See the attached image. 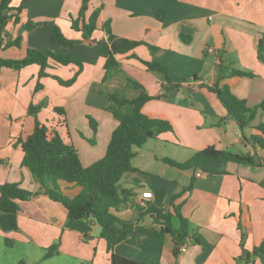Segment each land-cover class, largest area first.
I'll return each mask as SVG.
<instances>
[{
	"label": "crops",
	"instance_id": "obj_1",
	"mask_svg": "<svg viewBox=\"0 0 264 264\" xmlns=\"http://www.w3.org/2000/svg\"><path fill=\"white\" fill-rule=\"evenodd\" d=\"M20 2L12 0L11 5L16 7ZM88 2L85 18L97 7L100 12L97 28L87 39L71 28L70 18L78 16L81 0H27L18 21L11 18L6 24L2 43L18 35L20 43L0 46V58H23L27 47L42 51L57 49L50 42L57 25L66 37L81 41L71 52L81 60L83 67L68 90L58 88L55 81L46 76L40 78L42 88L38 91H35L38 65L30 64L19 70L0 67V184L17 183L33 192L30 198L19 202L17 229L0 230V264H110L106 243L98 237V225L92 219L68 220L64 206L50 199L31 171L21 165L23 150L17 139L25 138L33 130L34 118L28 111L30 103L41 106L37 113L39 120L47 126H56L64 140L72 142L81 160L74 140L75 133H80L79 128L84 129L90 123L85 119L89 97H101L104 103V93L122 92L128 80H134L153 96L144 103L143 112L168 119L172 124V131L156 138L171 139L191 149L186 159L207 145L250 153L257 160L264 157V149L249 139L253 126L264 123V109L240 131L218 98L202 90V86L212 85L220 74L223 78L219 85H228L249 105L264 101V60L257 57V47L264 34V0ZM160 9L164 10L162 18L157 17ZM28 20L34 23L29 30L22 27ZM104 25H108L109 32ZM125 38L141 40L164 50L157 60L167 67L170 83L162 81L159 74L148 70L138 60L152 59L144 44L125 53H115L117 65L103 80L109 52L120 47ZM208 47H213L215 52H208ZM48 67L49 76L54 73L52 77L61 79H69L77 70L74 64L59 65L51 60ZM232 69L251 72L253 76H229ZM194 75L197 79H193ZM107 84L114 89L104 91ZM90 85L94 86L93 90L88 89ZM50 88L61 92L53 101L45 96ZM198 93L209 96H196ZM40 102H50L51 109L62 107L64 114L50 123L44 121ZM196 170L204 175L197 177L193 169H179L181 181L163 175L150 178L147 186L134 188L132 197L137 204V195L142 190H151L154 199L150 204L167 209L169 196L190 184L191 188L174 200L180 204V213L190 230L184 249L174 254L169 239L160 244L153 234L156 227L147 215L132 225L113 251L142 264H264V253H253L254 247L264 240V187L260 184L264 178V163L251 166L218 161ZM137 172H128L133 174V183L138 180L134 175ZM59 186L68 197L75 196L79 190L63 181H59ZM116 214L128 220L132 211L120 208ZM177 226L178 223L174 227ZM243 232L245 237L241 239ZM5 237L13 240L11 247L5 245ZM52 244L57 245L56 251L44 257ZM16 247L22 248V253L14 252Z\"/></svg>",
	"mask_w": 264,
	"mask_h": 264
},
{
	"label": "trees",
	"instance_id": "obj_2",
	"mask_svg": "<svg viewBox=\"0 0 264 264\" xmlns=\"http://www.w3.org/2000/svg\"><path fill=\"white\" fill-rule=\"evenodd\" d=\"M27 0H21L16 7L11 5L12 0H0V46L19 45L20 35L15 39L6 41L3 36L5 27L9 19L18 21V14L24 8ZM88 0H82L81 7L76 18L71 17V28L81 32V36L87 39L97 28L96 21L100 8H95L88 18L84 14L88 6ZM9 11L11 13L9 14ZM164 10L157 12V17L162 18ZM34 23L28 20L22 27L31 29ZM105 31L109 32L108 25H104ZM181 39L183 37L181 36ZM50 42L57 49L38 50L27 47L26 54L20 59L0 58V67L19 70L27 65L36 64L39 66L38 80L35 91L42 88L40 78L48 76L46 68L49 61L59 65L74 64L77 70L67 80L54 76L61 85H70L82 71L81 60L71 51L81 43L78 39H71L64 35L61 29L55 25L50 36ZM144 44L147 46L151 60H138L143 63L148 70L159 74L160 79L170 83V76L167 67L162 65L157 59L165 52L161 48L148 44L141 40L125 38L122 45L113 48L104 63L106 79L109 71L117 65L114 58L115 53H125L134 47ZM136 58V56H133ZM257 57L264 60V34L257 47ZM253 76L251 72L239 69H232L229 76ZM198 76L194 75L193 79ZM223 78L218 75L212 85H206L214 92L219 102L227 111V115L232 117L239 130L250 124L255 118L259 108L264 109V103L249 107L246 100L235 95L228 85H219ZM106 99L113 102L114 108L111 110L113 117L117 121L110 139L107 143L104 155L92 162L88 166L81 163L77 149L72 142L64 140L56 126H47L39 120L37 113L41 107L39 104L30 103L29 113L34 118L32 132L25 138H18L17 143L23 150L21 165L27 167L43 191L53 201L59 202L67 211L68 220L92 219L99 227L98 237L106 243V250L110 255V264H142L133 259L119 255L113 251L114 246L127 236L128 231L134 223H138L145 216L151 218L155 225L153 234L155 239L163 244L165 239H169L172 244V252L178 254L180 245L190 236V230L186 218L180 213V204L174 200L182 192L191 188L189 184L184 190L172 193L167 202V209H162L149 204L146 208L135 204L132 197L135 195L134 186H124L122 178L128 172L137 169L132 166V159L136 152L135 147H140L148 139L158 137L159 134L172 131L171 122L165 118L151 117L145 114L142 107L145 102L152 99L144 87L137 81L128 80L127 87L122 92L113 91L104 93ZM56 112L64 114L62 107H55ZM62 121L65 122L64 116ZM92 124V121H90ZM249 139L264 149V123L260 122L253 126V132ZM162 160L178 169H196L202 165L218 162L230 161L238 164H249L257 166L264 163V157L256 159L253 154L232 152L226 149L217 148L214 145L197 150L185 162H178L171 158L164 157ZM1 161V159H0ZM59 181L72 184L79 188L73 197H68L62 192ZM264 187V178L260 181ZM33 195V192L21 188L17 183L4 182L0 184V230L10 232L17 229V216L19 202L26 200ZM120 208H129L132 216L128 220L121 219L117 214ZM86 217V218H85ZM178 219V226L172 225V218ZM141 228V227H140ZM245 234L242 233L241 239ZM6 246L11 247L13 240L4 238ZM57 249L56 244L48 247L44 257L49 256ZM253 253H264V240L254 247ZM20 264V263H19ZM150 264H159L152 262Z\"/></svg>",
	"mask_w": 264,
	"mask_h": 264
},
{
	"label": "rangeland",
	"instance_id": "obj_3",
	"mask_svg": "<svg viewBox=\"0 0 264 264\" xmlns=\"http://www.w3.org/2000/svg\"><path fill=\"white\" fill-rule=\"evenodd\" d=\"M82 3V0H81ZM89 3V2H87ZM47 69H50V67H47ZM54 73L48 77H51L58 88H63L68 90L72 86L73 83L70 85H61L58 79L55 77H52ZM46 77V76H44ZM68 79V78H67ZM63 79V80H67ZM85 87V86H84ZM97 87V86H95ZM94 86L90 85L88 89L93 90ZM87 89V87H85ZM114 87L110 88V86L107 84L105 86L104 91H111ZM203 92H206L207 94H211V96H216L214 92L210 91L207 86H202ZM61 92L56 89L50 88L46 91L45 96H48L52 101L54 99V96L59 95ZM196 96H209V95H201L198 93ZM245 99V98H244ZM90 102H88V105H85L86 109V118L89 119V122L92 121V124L89 123V125L86 128H79L80 133L76 132V139L74 140L75 143L78 145L79 152L81 154V163L83 166H88L95 160L101 158L106 150V146L108 143V140L110 138V135L113 131V129L117 125L116 119L113 117L111 110L114 108L113 102L109 101L105 97V102H102V98L98 96H90L89 97ZM246 100V99H245ZM264 103L263 100H261L258 103L249 105L246 100V105L249 107H253L255 105H259L261 103ZM42 104V102H40ZM51 103L47 102V104H42L41 108V117L45 121H48L49 123L53 121V118L56 119V117H59V113L56 112L54 109L50 108ZM262 108H259V110ZM256 113V115H257ZM255 115V117H256ZM255 119V118H254ZM253 119V120H254ZM78 121H81V118H77ZM252 120V121H253ZM251 122V121H250ZM99 130L100 134H99ZM109 133L108 137L106 135ZM73 135V134H72ZM135 156L132 160V166L138 170V172L134 175L138 177L137 182H132L131 173H128L124 175L122 178V184L124 185H133L135 188L137 187H143V185L147 186V181L152 178L154 179L158 175L166 176L170 178H175L181 181V177L178 178V174L182 171H178L176 167H173L169 165L168 163L164 162L162 158L164 157H175L178 159H181V161L178 162H185L188 157V155L191 153V149L180 145L178 142H174L171 139L165 140L164 138H153L148 139L145 141L140 147H135ZM177 161V160H175ZM178 172V173H177ZM177 174V175H176ZM128 179V180H127ZM127 180V181H126ZM178 223V220L176 217L172 218V225H176ZM22 253V248L16 247V250L14 252ZM48 264V263H44Z\"/></svg>",
	"mask_w": 264,
	"mask_h": 264
},
{
	"label": "built area",
	"instance_id": "obj_4",
	"mask_svg": "<svg viewBox=\"0 0 264 264\" xmlns=\"http://www.w3.org/2000/svg\"><path fill=\"white\" fill-rule=\"evenodd\" d=\"M10 13H11V11H9V14ZM207 51L210 53H214L215 49L213 47H208ZM216 60L219 61L218 56H216ZM194 175L197 177H200V176H203L204 174L201 171L196 170L194 172ZM136 198H137V200H136L137 204L146 208L150 204V202L154 199V194L151 190L146 189V190H142L137 195ZM187 243H188V239H186V241L183 244H181L179 248L184 249L186 247Z\"/></svg>",
	"mask_w": 264,
	"mask_h": 264
},
{
	"label": "water",
	"instance_id": "obj_5",
	"mask_svg": "<svg viewBox=\"0 0 264 264\" xmlns=\"http://www.w3.org/2000/svg\"><path fill=\"white\" fill-rule=\"evenodd\" d=\"M86 218V217H85Z\"/></svg>",
	"mask_w": 264,
	"mask_h": 264
}]
</instances>
